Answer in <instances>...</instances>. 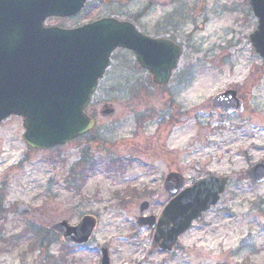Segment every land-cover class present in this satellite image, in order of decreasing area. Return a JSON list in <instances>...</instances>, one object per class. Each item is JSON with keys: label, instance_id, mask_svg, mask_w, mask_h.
I'll return each instance as SVG.
<instances>
[{"label": "rangeland", "instance_id": "rangeland-1", "mask_svg": "<svg viewBox=\"0 0 264 264\" xmlns=\"http://www.w3.org/2000/svg\"><path fill=\"white\" fill-rule=\"evenodd\" d=\"M107 16L173 39L183 48L178 68L156 88L130 51L115 50L86 109L96 120L86 139L34 150L21 138L20 117L0 124V264H99L100 245L111 264H264V182L245 177L264 160V58L249 40L256 20L248 0H90L76 20ZM228 88H237L242 111L210 105ZM104 103L113 104L112 116L99 115ZM82 151L89 167L75 166ZM172 170L187 184L207 175L230 180L168 255L136 219L144 200L145 215H160L168 200L162 182ZM18 205L31 212L17 214ZM84 215L97 219L85 244H66L48 229Z\"/></svg>", "mask_w": 264, "mask_h": 264}, {"label": "water", "instance_id": "water-1", "mask_svg": "<svg viewBox=\"0 0 264 264\" xmlns=\"http://www.w3.org/2000/svg\"><path fill=\"white\" fill-rule=\"evenodd\" d=\"M85 1H1L0 123L11 115L21 117L22 140L29 148L62 145L92 129L94 121L84 110L117 48L131 50L157 86L167 84L177 68L182 51L179 45L168 38L146 36L127 21L107 17L71 29L43 27L47 17L75 15ZM249 1L259 19L250 41L264 58V0ZM211 105L221 112H231L239 111L241 102L234 91H226L214 96ZM113 112L107 105L101 110L104 116ZM246 176L252 184L263 182L264 161L251 166ZM228 180L208 176L196 181L166 204L157 221L154 216H139L136 223L155 229L153 242L159 251L172 253L178 237L217 202ZM184 181L180 174L171 172L163 187L172 196ZM148 206L143 201L139 212ZM17 212L27 214L30 209L19 205ZM95 225L96 220L86 215L74 226L62 220L50 230L62 236L64 242L77 245L89 240ZM100 249V264H110L107 248Z\"/></svg>", "mask_w": 264, "mask_h": 264}, {"label": "flooded vegetation", "instance_id": "flooded-vegetation-1", "mask_svg": "<svg viewBox=\"0 0 264 264\" xmlns=\"http://www.w3.org/2000/svg\"><path fill=\"white\" fill-rule=\"evenodd\" d=\"M1 1L2 0H0V4H1ZM82 14V11L80 12V13H78V14H76L75 16H72V17H68V18H56V17H47V18H45L44 19V21L42 22V25L44 26V27H53V26H59V27H62V28H73V27H77V26H80L81 25V23H79L76 19L80 16ZM65 20V21H73V22H71L70 24H68V25H65V24H60V25H57V24H55L54 23V21L55 20ZM255 20H256V25H257V23H258V18H255ZM83 24V23H82ZM233 89V88H232ZM233 90H235L236 91V93L238 94V91H237V88L236 89H233ZM241 101H243V100H241ZM242 107H243V104H242ZM169 201V200H168ZM206 213V212H205ZM205 213H203L202 214V216L200 217V218H198L197 220H195L194 222H196V221H198V220H200L202 217H203V215L205 214ZM193 222V223H194ZM193 225V224H192Z\"/></svg>", "mask_w": 264, "mask_h": 264}, {"label": "trees", "instance_id": "trees-1", "mask_svg": "<svg viewBox=\"0 0 264 264\" xmlns=\"http://www.w3.org/2000/svg\"><path fill=\"white\" fill-rule=\"evenodd\" d=\"M147 9H148V6H145V7L142 9L141 13H142V14H143V13H146ZM80 162H81V163H80ZM77 165H81V166H83V167H85V166L89 167V166H90V163L88 164V162L84 160V155H82V156H81V161L79 160V162H76L75 166H77ZM70 173H71V176H74V175H72V174H73V168L70 170ZM78 175H80V173H78L77 176H78ZM126 192H127V190H126ZM114 199L117 201L118 206H123L122 204L126 202V201H125V198L122 197V196H118V195H116V197H115ZM42 239H43V238H42ZM41 243H42V240L39 241V244H41Z\"/></svg>", "mask_w": 264, "mask_h": 264}]
</instances>
